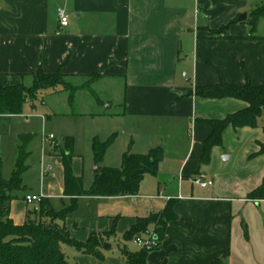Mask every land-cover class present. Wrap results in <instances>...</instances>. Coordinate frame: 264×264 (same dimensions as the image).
Returning <instances> with one entry per match:
<instances>
[{
  "label": "crops",
  "instance_id": "obj_1",
  "mask_svg": "<svg viewBox=\"0 0 264 264\" xmlns=\"http://www.w3.org/2000/svg\"><path fill=\"white\" fill-rule=\"evenodd\" d=\"M246 2L0 0V86L33 84L38 68L47 74L61 71L76 91H46L44 106L50 98H62L65 112L52 110L54 116H88L108 125L105 138L98 128L89 133L86 150L77 137L57 140L62 146L73 138L72 168L85 190L96 174L89 148L93 139L116 135L103 167H120L126 152L164 150L158 174L145 176L138 195L76 199L71 213L58 221L73 239L87 242L93 235L114 234L104 260L62 245L70 264H124L121 250H129L124 234L138 218L161 212L171 199L177 219L168 224L160 248L148 254L149 264H264V200L248 199L264 178V153L259 154L264 131L226 128L222 146L214 147L204 164L203 143L212 129L200 120L224 119L247 105L195 94L198 86L219 83L221 75L231 84L245 85L244 67L254 84L264 86V40L230 42L229 37L247 36L243 23L235 22L219 35L208 30L234 21L246 11ZM58 9L69 17L59 35ZM95 74L100 76L92 80ZM42 165L48 173L38 186H24V194L11 203L10 217L17 225L35 219L39 209L26 202L27 195H40L57 211L72 204L64 193L62 156L52 154L49 146ZM165 175L177 177V187L162 180ZM197 178L213 184L202 188L194 183ZM149 231L153 233L152 226Z\"/></svg>",
  "mask_w": 264,
  "mask_h": 264
},
{
  "label": "trees",
  "instance_id": "obj_2",
  "mask_svg": "<svg viewBox=\"0 0 264 264\" xmlns=\"http://www.w3.org/2000/svg\"><path fill=\"white\" fill-rule=\"evenodd\" d=\"M261 20H264V0L250 11L247 20L242 22L249 27L247 36L229 37L228 39L232 43L237 40H264V36L257 33ZM236 21L237 18L215 31L208 30L213 31L212 35H219ZM243 69L247 79L243 86L231 84L221 75L219 83L195 88V94L202 98H233L247 105L245 109L229 114L224 119L200 120L212 129L210 136L203 143L202 162L204 164L210 162L212 149L222 146V135L226 128L250 127L262 128L264 131V86L254 84L248 70L245 67ZM64 76L61 71L47 74L42 68H38L32 74L33 84L29 89L22 85L0 86V116L20 114L24 104L33 103L37 93L41 90L68 91L72 94L76 88L64 82ZM99 76V74L93 75L92 80ZM58 85H62L61 89L57 88ZM28 139L27 137L20 138L19 156L12 175L4 178L0 173V264H70L62 250V245L73 246L81 253L104 260V251L111 249L109 237L114 233L105 236L93 235L87 242H80L73 239L67 228L61 226L58 221L64 220L71 213L75 208L76 199L82 195L104 197L138 195L145 176L158 174L164 159L163 148H152L145 154L126 152L122 156L120 167H103L101 164L106 152L114 144L116 135H112L105 141L95 138L92 149L99 172L95 174L90 189L85 190L83 178L75 176L72 168L73 138H66L62 146L57 144L51 147V153H56L63 158L64 193L72 199L71 206L57 211L49 200L42 198L38 209L39 217L29 218L24 224L17 225L10 217V207L13 200L17 198L18 192L24 188L23 176L27 169L25 160L28 156L26 150ZM259 145V154H263L264 144ZM248 199L264 200V178L261 185L248 194ZM175 203L176 201L171 199L161 212L149 217L138 218L136 224L124 234V240L132 242L136 237L148 235L152 226L155 238L161 246L168 224L177 219ZM245 234L247 236V230ZM121 251L124 264H149L147 257L151 251L140 249V251L132 252L126 247H123ZM211 264H221V262L218 260Z\"/></svg>",
  "mask_w": 264,
  "mask_h": 264
},
{
  "label": "rangeland",
  "instance_id": "obj_3",
  "mask_svg": "<svg viewBox=\"0 0 264 264\" xmlns=\"http://www.w3.org/2000/svg\"><path fill=\"white\" fill-rule=\"evenodd\" d=\"M245 1H247V9L243 13L247 12L248 17L250 11L257 4L263 2V0ZM212 32L209 33L212 35ZM257 33L260 36H264V20L259 22ZM64 82L72 86L67 80L66 76H64ZM17 85H22L26 89L32 87L31 83H29V85L25 83H19ZM61 87L62 85L57 86L58 89H61ZM46 91L49 92V90L39 91L37 93L36 100L33 103H25L20 114L0 116V173L4 178H9L15 169L19 155L18 145L21 143L20 136L25 135L31 137V141L27 138L28 142L30 141V143L26 148L28 156L25 160V165L27 169L23 176V185L26 186L28 190L37 187L41 178L44 176L42 160L45 152L49 149L50 143L43 142V135H53L56 138L55 142L57 144H59L58 141H62L66 135H71L75 139L77 137L81 148L86 150L89 143V133L95 128H98L99 132L101 133L100 137L105 138L104 136L106 134L104 132L107 131L106 129L108 128L107 124H102L104 122H99L98 124L94 123L92 118L88 116H85L81 119L61 118L60 116H54L52 114V110L56 112H65V106L62 98L58 97L48 99V105L44 106L42 99H44ZM67 132H73L75 135L73 133ZM89 148H92L91 145H89ZM97 166L98 165H94L93 172H95ZM162 180L168 184H172V187H177L178 185L177 177L174 178L170 175H165ZM87 182L88 181L85 179V183ZM18 194H24V191L22 190L18 192ZM34 217L35 219L39 217V211L35 212ZM128 247L129 250L135 251L137 246H134L133 243L129 242Z\"/></svg>",
  "mask_w": 264,
  "mask_h": 264
},
{
  "label": "built area",
  "instance_id": "obj_4",
  "mask_svg": "<svg viewBox=\"0 0 264 264\" xmlns=\"http://www.w3.org/2000/svg\"><path fill=\"white\" fill-rule=\"evenodd\" d=\"M57 15L59 20V30L56 32V34L59 35L61 34L62 30L66 29L69 26V17L63 9H58ZM42 140L43 142H49L51 147L57 145V143L55 142L56 138L53 135H43ZM43 170L44 175H46L48 173V170L44 167ZM194 183L198 184L202 188H207L208 186L213 184L212 181H203L200 178L195 179ZM25 200L28 204H39L42 200V197L40 195H27ZM132 242L141 249H146L148 251H153L160 247V243L155 238L154 233L136 237Z\"/></svg>",
  "mask_w": 264,
  "mask_h": 264
},
{
  "label": "water",
  "instance_id": "obj_5",
  "mask_svg": "<svg viewBox=\"0 0 264 264\" xmlns=\"http://www.w3.org/2000/svg\"><path fill=\"white\" fill-rule=\"evenodd\" d=\"M247 18H248V13L245 12V13L239 15V17L237 18V21L236 22L237 23H242V22L246 21ZM98 172H99V168L97 166L96 169H95V173L97 174Z\"/></svg>",
  "mask_w": 264,
  "mask_h": 264
}]
</instances>
